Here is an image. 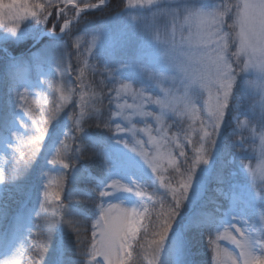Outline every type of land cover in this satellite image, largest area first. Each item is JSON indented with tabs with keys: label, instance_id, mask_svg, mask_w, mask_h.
<instances>
[{
	"label": "rangeland",
	"instance_id": "obj_1",
	"mask_svg": "<svg viewBox=\"0 0 264 264\" xmlns=\"http://www.w3.org/2000/svg\"><path fill=\"white\" fill-rule=\"evenodd\" d=\"M93 1L95 0H92V2ZM115 7V11L111 13V16H113L112 18L116 19L117 22L102 24L101 29H103V31L89 33V30H83V28L90 26V20L84 18L82 23L78 22V27L71 37L74 47L73 54L69 51L71 53L70 56L65 54V48L61 50V47L55 44V42L60 40H65L66 43L70 42V40L64 37V34L57 36L52 33L48 35L49 42L39 46L37 49L38 51L33 54L30 59L31 63L28 66H8L6 70L0 71V103H3L4 116L8 117H4L8 122V129L6 133L0 137V169L7 170L10 175L12 172L15 174L14 172L17 171L19 165L20 170L24 168V162L20 159L19 153H16L14 158L12 149L8 147L9 144H13L11 132L18 131L22 135L24 129L19 128L20 122L24 120L27 121L28 124H31V119L24 114L21 108L16 106V101L19 102L16 91L19 90L20 92H24V88H19V86L22 84L29 89L28 101L31 102L32 100H36L38 102L36 111L43 119H47L48 117H44L41 113L42 107L47 106L49 111H51V109L56 107L57 103L62 104V107L57 111L54 119L48 125L49 130L41 147V151L29 165L31 169H36L35 184L22 185L18 180L0 183V260H8L12 257L15 249L22 241L20 239L22 227L25 229V233H31V231H34L36 223H38L47 236L45 220L53 215L58 217L63 215V210L52 208L49 205H46L48 208L47 212H41L39 217L36 215V213L40 211L39 201L44 199V184L51 183L53 187H56V182L63 177L62 188L58 189L61 193V201L57 202L54 200V203H64L66 206L65 214H69V210L71 209L70 205L76 203V198H73L74 196L71 194L73 189H69L67 183V177H70L75 169L71 167L64 169L63 164L60 163L56 165L48 164V159L56 155V147H62L58 145L59 140L64 139L70 144L71 138L76 136L75 119L71 117H73V114L78 115L80 112V107L78 105L80 103L79 93L81 89L78 88L75 90V86L80 83V81L77 80V76L79 75L77 69L83 65L78 64L76 58L78 50L75 45L79 43V53H81L90 64L95 63L86 49L92 44L93 36L97 35V46L92 47V52H94L96 56L98 68L100 65L115 68L114 77L125 80V83H131L134 89L146 87L154 93L157 92V90L141 76L136 67L138 62L146 58L148 50L146 46L141 43L139 37L134 34L126 24L125 14L119 11L118 4ZM94 11L95 10H91L88 11V13ZM74 15V13L71 14V16ZM82 15H84V13ZM60 23H63V21H60ZM75 23L76 20H72V24ZM72 24L69 26V31H72ZM45 28L46 25H40L36 23L35 20L28 18L22 21V30L15 35L0 28V44L24 43L36 35L39 36L41 33L47 32L44 30ZM86 32L88 33L87 35L85 34ZM37 46L38 44L33 48ZM0 48H3L4 52L7 51L5 47ZM41 54L46 55L47 62L37 69L32 66V61ZM7 56L9 59L14 57V55L9 53ZM72 56L75 62L71 61ZM54 58L58 62H63V68H67V72L63 74L57 73L55 65H53L50 70L49 63ZM69 65H71V67H69ZM17 70L23 73L22 77L17 78L15 76ZM107 75V73L101 74L88 68L85 70V82L87 84V80L89 78L92 79V77L97 82H100V80L104 79ZM53 77L55 85L61 88V92H56L54 88H49L47 85L40 83V81H44L45 79L52 80ZM105 82L107 83V80ZM69 89L72 90L70 98L64 102L60 101V95L62 93L68 94ZM74 90L78 91L77 93L79 95L76 105L73 103ZM83 90L85 92L89 91L87 85ZM111 98L112 113L117 111L122 112V116H112L111 114L112 120L119 122L122 127L126 126L131 128L134 124L137 129L145 127V123L147 122L155 129L156 123L153 119L133 115L132 110L126 107L123 109L117 107V105L132 104L133 99L131 95L121 94V96L117 97L115 91H112ZM88 99L90 100L91 98ZM197 107H199V105H197ZM145 110L158 112L155 105H146ZM86 111L90 112L91 109ZM237 111L241 115L244 114L243 109H238ZM0 112L2 113L1 107ZM168 115L172 114L169 113ZM125 116H130L131 122L125 120ZM86 117L87 115L83 117L81 127ZM228 117H230V119ZM165 119L166 125L170 127L169 136L176 133L177 140L186 153L185 157H181L179 155V150L176 149L174 144L170 147L173 155L177 158L178 164L181 166V171L184 172L194 161L196 155L192 144H189L188 139L185 138V134L190 133L189 125L192 124V120H190L187 115L172 116L171 120H168L166 116ZM234 125L233 111L230 109L226 113L225 119L221 124V128L216 137V143L213 145L211 154L209 155L208 164L197 165L192 189L189 192L188 199L182 203L180 213L176 217L172 229L162 245L158 264H193L189 259L194 250L192 243L194 237L193 227L196 226L194 222L197 219H202L200 218V213H198V206L203 204L209 174L211 173L218 152L221 146L226 143V140L227 146H230L229 148L232 150L229 159L230 162H232V170L224 186L212 189L218 198V202L214 206H207H209L208 209L212 208L216 215L208 214L206 210V212H204L206 216H203V218L215 217L220 223H236L238 227L243 226V220L256 218L257 203L249 189L246 175L242 173L238 164L239 158L251 159L254 158V156L250 155L247 150H244L242 153L236 152L233 142ZM195 126L199 127V121L196 122ZM227 129L229 130L226 131ZM65 132L68 133L67 137L64 136ZM112 132L113 139L102 154L104 166L107 168L105 181L107 182L109 179H119L122 183L130 185L131 182L135 180L144 187L157 191V195L165 192V189L159 187V183L155 185L151 169L148 168L147 165H144L136 153L130 151L135 147L139 152L141 146L137 145L136 141L140 140L143 141V150L149 152L151 155H155L156 150L153 145L148 143V136L139 131L136 132L135 136H133L132 132L127 131L114 135V125ZM190 134L192 140L195 142L198 139L197 135L195 133ZM242 134L246 135L242 133V129H237L235 138L240 139ZM153 135H156L155 131H153ZM121 139L128 142V148H126L124 144L117 142ZM15 146L14 143L13 148H15ZM21 147L24 151H27L26 147L23 145ZM105 157H107V162H105ZM64 162H68L67 159H65ZM251 162L253 164L256 163L255 160ZM164 175L166 180H170L173 185H175L180 178L172 169H168ZM102 199L105 204L118 202L128 208L138 207L140 203L139 199L133 193L122 191ZM167 199L171 201L170 194L167 196ZM98 216L99 211L96 219ZM232 216L237 217V219L235 221L231 220ZM201 229V236L204 238L208 250L211 252L212 262L214 264L213 249L209 244V237L206 234L207 228L202 227ZM57 233V226H55L49 239L50 244L41 260V264H65L64 257L67 254V248L62 247L59 242L56 245ZM217 243L220 248H227L235 252L234 245L227 240L218 241ZM26 258V256L20 257L21 264H25ZM85 258V264H87V256H85Z\"/></svg>",
	"mask_w": 264,
	"mask_h": 264
},
{
	"label": "snow or ice",
	"instance_id": "obj_2",
	"mask_svg": "<svg viewBox=\"0 0 264 264\" xmlns=\"http://www.w3.org/2000/svg\"><path fill=\"white\" fill-rule=\"evenodd\" d=\"M247 3L252 5H258L260 0H246ZM140 3V0H128V7L135 9ZM105 6V0H99V3H93L92 0H0V28L5 29L11 34H17L22 30V21L31 18L40 25H47L44 29L47 32L53 33L59 36L61 33L64 37L71 40L73 32L78 27V22L82 23L83 13L87 9L102 8ZM156 7V6H153ZM170 10L160 9L156 7L155 11H152L150 15H141L139 17L133 15L130 17L132 21L138 22L137 31L150 32L152 28L158 23L161 15H168ZM257 15L262 14L264 10L256 8ZM74 13V16L71 14ZM71 16V18H70ZM51 17V19H49ZM72 20H76L75 24H72ZM63 21V23H60ZM72 24V31H69V26ZM58 29V31L56 30ZM98 31H103L99 29ZM88 34L87 32L85 33ZM98 36H93L92 44L88 46L86 51L91 55L95 63L90 64L86 58L79 53V43L75 45L77 48V61L78 64H82V67H78L79 75L77 80L80 81L78 87L81 89L80 95V112L78 115L73 114L72 119H75V131L81 133L83 128L81 127V121L85 115L92 113H99L100 109L95 107V103H101L98 97L103 95L111 102V96L104 93V87L109 86V93L115 91L116 96L121 94L131 95L133 99L132 104L117 105L118 108H128L132 110L133 115H138L144 118H151L155 121L156 127L153 129L147 122L145 127L137 129L133 124L131 128L126 126L122 127L119 122L112 120L111 117L97 116L98 123L96 126L113 131L114 135L119 133L132 132L135 136L136 132H143L148 136V143L155 148V155H151L149 152L143 150V141L137 140L136 144L140 145L139 152L137 148L133 147L130 151L136 153L140 160L151 169V173L154 177V183L166 191L157 195V191H149L139 182L133 180L131 184L122 183L119 179H109L104 182L98 188H94L93 191L96 194L97 199L92 201L95 207L99 211V216L92 224V238L91 241H87L86 232L87 229L82 220L71 219L65 220L63 217L60 219V223L67 224L70 229L75 233L77 247L80 248L83 245L82 251L87 256V264H137V250L140 254L148 260V264H158L159 254L162 245L170 230L176 217L179 215L182 203L188 199L189 192L193 186L194 174L196 172L197 165L208 164L209 162V131L205 126L204 121L199 122V127H196L197 116H193V123L189 125L190 133H195L198 139L194 142L190 133L185 134V138L188 139L189 144H192L196 153L194 161L190 164L186 171H181V166L177 162V158L170 150L171 145H175L179 150V155L185 157L186 153L183 150L182 145L177 140V134L173 133L169 136L170 127L166 125V116L168 120L172 119V116H184L181 112L172 111L167 106H161L156 104V101L145 95L142 89H134L131 83H125V80H121L118 77H114L112 70L106 66L97 67L98 62L92 47L97 46ZM65 54L71 55L67 51V44L65 47ZM47 62L45 54L37 56L32 61V66L39 69L44 63ZM56 66L57 73L63 74L67 72V68H63V62H58L55 58L49 63L51 70L52 66ZM71 67V65H69ZM139 67V65H136ZM91 68L94 72L101 74L107 73L108 75L100 80L97 87L100 89L99 93L92 90V85H87L89 91L85 92L83 89L86 86L85 82V70ZM142 70V69H141ZM15 76L20 78L23 73L19 70L16 71ZM107 80V85L105 81ZM41 84L47 85L49 88H54L56 92H61V88L55 85L54 77L52 80L45 79L40 81ZM228 86L230 81H221L220 87L222 89L221 94L212 98L209 103V112L218 115V119L215 121V131L218 134L221 124L225 119L224 106L228 101ZM19 88H24V92L16 91L18 101L16 106L21 108L26 116L31 119V124L27 121H21L19 128H23L24 132L21 135L18 131H12L11 137L13 144H9L13 151V156L19 153L20 159L24 162L23 172L31 163L32 160L37 157V154L41 151V147L45 141V137L49 130V124L54 119L57 111L62 107V104L57 103L54 109H51L47 119H43L36 111L38 102L36 100L28 101V88L22 84ZM72 94V90H68V94H61L59 99L64 102L67 101ZM88 98H91L90 100ZM47 102V101H45ZM155 105L157 111H146L145 106ZM261 108L264 110V101L261 102ZM91 109V112L86 110ZM231 108L229 107V110ZM189 111H191L189 109ZM171 113L172 115H168ZM112 116H122L121 111L112 113ZM125 120L131 122L130 116H125ZM238 127L245 128L247 123L239 124ZM155 131L156 135H153ZM254 134V133H253ZM68 133L65 132L64 136L67 137ZM118 143L124 144L126 148L129 147L127 141L121 139ZM212 146L216 141H212ZM27 148L24 151L21 146ZM58 145L62 147H56V155L48 159L49 165H56L58 163L63 164L64 169L75 166L77 159H86L89 155L88 145L85 141L81 140L80 135L71 138V143H67L66 140L60 139ZM198 145V146H197ZM259 152H264V137H261ZM63 152V155H62ZM67 159L68 162H64ZM107 162V157H105ZM168 169H172L180 178L178 182L173 185L170 180H166L164 175ZM7 170L0 169V180L3 179L4 173ZM8 172V171H7ZM19 173L11 175L12 179H15ZM249 175L253 179L264 180V172L260 170L249 169ZM63 177L56 182V187H53L51 183L44 184L45 191L43 192L44 199L39 201V209L36 215L39 217L41 212H47L46 205L52 208H59L63 210V215L66 217V206L64 203H54V200L61 201V193L58 189L62 188ZM131 192L139 199L138 207H124L121 203H103L104 197H108L117 192ZM171 195V202L167 203L166 198ZM78 198V197H73ZM99 199V202L97 200ZM159 205V208H157ZM237 217L232 216L231 220L235 221ZM260 222L264 225V213L259 217ZM196 226H204L207 228V236L209 237V244L213 249V261L214 264H264V260L260 256L250 257L243 253L241 250L246 246H252L254 249L264 251V239L259 236L249 234L247 239L243 238V229L238 227L236 223H220L215 217H204L203 219H197ZM243 224H247L248 220H243ZM58 224V220L55 215L48 217L45 220L47 228V238L50 239L54 227ZM79 225L78 227L76 225ZM151 232L152 239L147 240V247L142 241L143 238H147ZM227 240L234 245L237 252L230 251L227 248H220L218 241ZM39 257H44L47 246L45 242H36ZM99 258V259H98ZM150 258V259H149ZM5 264H21L20 258L15 256L5 261Z\"/></svg>",
	"mask_w": 264,
	"mask_h": 264
},
{
	"label": "clouds",
	"instance_id": "obj_3",
	"mask_svg": "<svg viewBox=\"0 0 264 264\" xmlns=\"http://www.w3.org/2000/svg\"><path fill=\"white\" fill-rule=\"evenodd\" d=\"M153 6L170 12L161 15L150 32L137 31L138 22L130 17L150 15L156 10ZM118 7L125 14L130 30L148 50L146 58L137 63V69L157 92L146 87L141 89L156 104L181 112L190 120L197 116V121H204L210 133L209 154L213 147L211 142L217 137L215 121L218 115L210 113L208 106L212 98L221 94L220 82L230 81L224 112L226 114L229 107L233 111L236 152L247 150L254 156L238 160L257 203L256 218L242 226L243 238L253 234L264 239V225L259 219L264 213V180L249 175V169L264 172V152L257 151L264 137V110L261 108L264 101V12L260 15L256 12V8L264 10V0L255 6L246 0H140L135 9L128 7V0H118ZM110 69L114 75L116 69ZM238 109H243L244 114ZM245 122L247 127H238ZM237 129H242L246 135L236 139ZM19 177L12 179L5 171L0 183ZM29 238L24 237L12 257L26 256L25 264H41L36 242H45L47 246L49 239L47 236L43 240ZM241 251L264 260V251L252 246L246 245ZM137 252V264H148L139 250ZM5 261L0 260V264Z\"/></svg>",
	"mask_w": 264,
	"mask_h": 264
},
{
	"label": "trees",
	"instance_id": "obj_4",
	"mask_svg": "<svg viewBox=\"0 0 264 264\" xmlns=\"http://www.w3.org/2000/svg\"><path fill=\"white\" fill-rule=\"evenodd\" d=\"M98 1L99 0H95L93 1V3H97ZM117 1L118 0H110L109 3L106 4L107 6L98 8L94 12L84 13L83 17L90 20L89 22L91 24L89 27L83 28V30L87 29L89 30V33H92L94 31H98L99 29H101L102 24L104 23L107 22L114 23L116 19L112 18L113 16H111L112 15L111 13L115 11L116 8L115 6L118 4ZM37 37L38 36L36 35L32 39H28V41L24 43L22 42L21 44H15V43L0 44L1 45L0 47H5L7 50L6 52H4L3 48L2 49L0 48V71H4V69L6 70L8 66L11 67L12 66L25 67V65L28 66L31 63L30 60L31 57L36 51H38L37 49L39 48V46L45 44L46 42H49L48 38L45 37L38 43V46L36 48L30 49L31 45L36 41ZM55 44L59 45L58 47H61L60 48L61 50L64 49L67 44V51L68 52L71 51V53L73 54L74 43L71 40L68 43H66L65 40H60L58 42H55ZM8 53L14 56L23 54V56L19 59L11 60L7 56ZM71 61L75 62L73 56L71 58ZM87 81L88 82L86 85L89 84L92 85V90H95L96 92L99 93L100 89L97 87L99 82H97L93 77L92 79L89 78ZM105 84L107 85L106 82ZM75 87H76L75 90L78 89L79 88L78 84ZM75 90L73 95V103L76 105L79 95L77 93L78 91ZM104 93L111 96L112 92L109 93V86L104 87ZM98 99L102 100V104L95 103V107L100 109L99 113H92L90 115H87V117L85 118L82 124L83 131L81 133L76 132V136L80 135L81 140L85 141L86 144L89 146L88 147L89 155L87 156V158L77 159L75 162V166L71 167L75 169V171H73L70 177H67L68 188L73 189L71 194L74 197H78V198H76L75 204L70 205L71 209L69 210V214H66V217L64 215H61L60 217L56 216L58 220V224L56 225L58 230L56 245L59 242V244L61 243L62 247L67 248V252H66L67 254L64 257L65 264L66 263L85 264L86 255L82 251L83 245H81L80 248L77 247L75 233L72 231V229L68 227L67 224L60 223V219L61 217H63V219L65 220L71 219L74 222L76 219L82 220L84 226L87 229L86 239L87 241L90 242L93 231L92 224L98 215V209L95 207L94 203H92V201H95L97 199L93 189L98 188L100 185L106 182L105 178L107 176V168L104 166V160L102 158V154L105 151V149L108 147L109 143L112 141L113 132H110L108 129L103 127H98L96 125L98 123L97 116H103L105 118L111 117L112 106L109 100L105 98L103 95L98 97ZM2 106L3 103H0V107L2 108V113L0 112V136H2L8 129V122L4 118V117L6 118L8 117L4 116V111ZM41 109H42L41 113L43 114V116L48 117V114H50L48 107L44 106ZM228 118L230 119V117ZM228 130L229 129H227L226 131ZM229 147L230 146H227V140H226V143L221 146L220 151L218 152L217 158L215 160V163L213 165V168L211 170V173L209 174L207 186H206V193L203 198L204 199L203 204H201V206H198L199 208L198 213H200V218L202 219L203 216H206L205 215L206 213H204L206 212V210L208 214L216 215L212 210V208L208 209V207L214 206L218 202V198L212 189L215 187L224 186L232 170V162H230L229 160L232 150ZM14 173L15 174L19 173L18 175L20 177L16 180L21 182L22 185L35 184L36 169H31V167L28 166L23 172H21L19 165V168ZM11 175H13V172ZM149 191H152V189L149 188ZM97 202H99V199L97 200ZM166 202L170 203L171 201L166 198ZM157 208H159V205H157ZM76 226L78 227L79 225L77 224ZM202 227L204 226L193 227L194 237L192 243L194 250L189 259L193 264H213L211 252L208 250V246L205 243L204 238L201 236ZM24 230L25 229H22L21 230L22 233H20L21 240H23L24 237L26 236L30 237L29 238L30 240L33 237H38L42 240L45 239L46 237V233L42 230V228L38 223H36V227L34 231H31V233H25ZM150 239H152L151 232H149L147 238L142 237V241L145 243L146 247H147V240ZM49 244L50 243H48V245ZM25 251H27V249H25Z\"/></svg>",
	"mask_w": 264,
	"mask_h": 264
},
{
	"label": "water",
	"instance_id": "obj_5",
	"mask_svg": "<svg viewBox=\"0 0 264 264\" xmlns=\"http://www.w3.org/2000/svg\"><path fill=\"white\" fill-rule=\"evenodd\" d=\"M109 2V0H105V4H107ZM99 3V2H98ZM97 9V8H96ZM90 10H92V9H87V10H85V12H87V11H90ZM73 21H75V20H73ZM71 25V24H70ZM49 34H52V33H50V32H44V33H42L39 37H38V39H37V41L35 42V43H38L43 37H45V36H48ZM62 34V33H61ZM35 45V44H34Z\"/></svg>",
	"mask_w": 264,
	"mask_h": 264
},
{
	"label": "bare ground",
	"instance_id": "obj_6",
	"mask_svg": "<svg viewBox=\"0 0 264 264\" xmlns=\"http://www.w3.org/2000/svg\"><path fill=\"white\" fill-rule=\"evenodd\" d=\"M63 34V33H62Z\"/></svg>",
	"mask_w": 264,
	"mask_h": 264
}]
</instances>
